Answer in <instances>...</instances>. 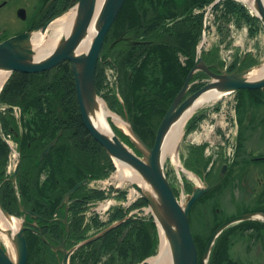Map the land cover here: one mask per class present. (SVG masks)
<instances>
[{
	"label": "trees",
	"instance_id": "obj_1",
	"mask_svg": "<svg viewBox=\"0 0 264 264\" xmlns=\"http://www.w3.org/2000/svg\"><path fill=\"white\" fill-rule=\"evenodd\" d=\"M214 1L126 0L108 34V43L97 66V92L112 110L125 115L135 131L152 146L164 115L195 64L197 48L203 39L204 22H207L208 35L216 39L215 49L207 50L204 57L216 72H220L223 65L218 48L230 47L236 51L233 35L238 28L248 27L250 36H255L263 28L261 20L246 4L238 0H221L213 4ZM41 24L37 26L41 27ZM225 55L227 61L232 58L228 61L230 72L245 66L241 55L235 52ZM110 66L114 67L116 81L109 79ZM204 77H207L204 72H197L194 76L196 79ZM201 86L198 83L193 90ZM114 88L123 95V104L116 98ZM1 97L3 102L18 104L23 109L26 134L19 138L24 158L19 191L25 192L35 210L50 218L56 204L80 180L104 178L115 169L110 155L90 136L84 125L69 62L48 71L13 74ZM197 118H193L190 127L201 119ZM12 121L6 122V130L10 125L14 126ZM60 132L54 149L41 160L45 147ZM8 152V145L0 140V184L6 173ZM199 163L207 168L209 161L204 158ZM2 191L5 196L1 199L2 205L12 213L13 188L6 183ZM104 196L101 190L86 191L85 188L72 196V226L77 241L87 238L86 233L93 227L99 228L101 223L97 218L86 227L83 223L87 203ZM124 216L122 209L114 210L110 222ZM253 225L264 223L255 221ZM61 226V223L54 222L49 226L52 230H45L53 232V238L44 235L47 244L38 234L27 235L30 252L27 264H47L54 259L50 245L54 235L59 237ZM125 228L130 230L124 235ZM158 245L159 234L154 220H129L97 241L81 247L73 264H99L104 262L105 255L108 258L105 264H139L156 254ZM215 252L213 257L219 260L221 252L219 249Z\"/></svg>",
	"mask_w": 264,
	"mask_h": 264
},
{
	"label": "rangeland",
	"instance_id": "obj_2",
	"mask_svg": "<svg viewBox=\"0 0 264 264\" xmlns=\"http://www.w3.org/2000/svg\"><path fill=\"white\" fill-rule=\"evenodd\" d=\"M78 1L79 0H66V2L64 3L65 6L61 7L60 9L58 8V10H56L57 12H59L56 16L51 18L49 21L46 20L47 22L45 21L44 23L41 24L42 25L41 27H38L37 25L39 23L37 22L33 25V22L35 21V19H37V21L39 19L38 16L40 13V8L43 4V0H15V5L11 10L0 11V27H4L3 24L9 21L12 32H17L21 30L24 22L28 21L32 25L30 30L33 32V34H35L36 32L39 31L41 32L42 28L45 25H47L49 22L52 23L56 19L55 17L57 16L60 17L65 13L71 11L72 9L74 8L76 9V5ZM18 7H22L20 9L26 10L25 19L19 17L16 11ZM250 11L252 12V10ZM247 28L248 27L246 26H242L238 28L239 32L236 30L237 31L236 36L238 37L235 40L236 51H234L230 47L225 48L226 50L218 48L219 56H220L219 60L221 63H223L222 70L220 72H216L212 70L211 66L208 64V62L204 57V53L207 52V50L215 49L212 45L215 40L214 38H209L208 41L206 38L203 37L201 42H203L204 39H206V41L204 43L200 42L197 48L196 60L199 56H202L206 61V63L209 65L210 69L215 73H233L236 71H242L246 69H249L251 73L253 68L259 67L262 64H264V26L255 36H251V37L247 35ZM110 30L106 35L105 42L102 47V52L104 46L106 45V42L108 43V39H109L108 34ZM48 32L51 34V30ZM124 41L126 40L124 39ZM202 44L204 46H202ZM234 52L235 54L242 56V60H244L245 66L240 70H235L230 72L228 68L229 66L228 61H230L232 58L227 61L224 57H227L225 54L233 55ZM64 62H69V61H64ZM69 64L71 66V62H69ZM108 70H109V79L112 81H116L115 80L116 74L114 67L110 66V69ZM198 72H203V71H198ZM15 73H27V72L16 71L11 75H9L5 80L4 86L1 89L2 91L0 92L1 113L6 110L8 111L9 109V107L7 106L9 104L2 101L1 95L4 90V87L7 85L8 81ZM72 73L74 76L73 69H72ZM96 73H97V68H96ZM27 74H31V73H27ZM194 76L191 79V83H193V85L185 95V98L190 96L193 92L196 91V90L193 91V88L196 83L199 82L200 85H204L206 83V80L210 78L207 74H206L207 77L201 79H196L194 78ZM74 80H75V76H74ZM112 81L110 82L113 83ZM114 92L119 103L123 104L124 98L121 92H119L116 88H114ZM179 92L176 94V96L179 94ZM99 96L101 100H103L106 103V105L112 112L121 116L122 119L127 121L128 118L125 115L117 113L116 111L112 110L108 105L107 101L104 99V97H102V95ZM11 106H13V108H10L11 111L9 118H11L12 120L13 119L12 117H14L11 123L14 124L15 128H17L14 130L19 132V135L16 138V136L12 134L13 132H10L9 129H7L6 134L11 135V137L10 138L6 137V138L12 143L10 145L7 144L8 147H10V151H12L10 152V158L12 163L10 164L9 169L11 171L13 170L15 171V168L17 167L16 165L18 163V159L21 157L20 155L21 152L19 151L20 149L19 138L24 136V134L26 133L24 132L25 128L23 126L22 128L20 127L22 125L21 122L23 120L21 117L23 110L22 107L18 104ZM201 113L203 114V116H201ZM196 116L201 119H199L195 125L190 127L193 118H195ZM110 123L113 131L120 137V139L128 147H130L133 151H135L139 156L143 157L144 154L134 146L133 141L129 137L128 133H125L122 130V128H120L114 122L113 118H110ZM60 135L61 132L59 133V136L56 137L58 138V140ZM90 136L94 140H96L91 134ZM142 140L146 143V141L143 138ZM146 144L149 147H152V145L148 143ZM14 150L17 151L15 152ZM200 152L201 154L199 158ZM235 153L236 156L234 155ZM263 155H264V88H252V89L245 88V89H239L235 92L224 94L217 101L211 102L209 104L204 105L203 107H200L193 114L192 118H190L187 121L179 149V159L183 167L186 170H188L190 173H192L195 178L190 177L188 172L179 169L172 160V156L169 154L165 156L164 169L169 178V182L172 188L174 189V193L177 199L183 205L187 202L188 196L192 194V189L194 186H196V184H201V186L211 187L210 193L204 194L202 198L198 200L189 211V222L192 229L193 238L197 247V251H198V246L200 247L201 245L205 246L206 244V247L208 248L213 234L215 233L216 229L221 225L222 222L225 223L231 218H234L239 215L258 212V211L262 212V210L257 209V207L260 206L264 208V189L258 187V184H262V182L264 181V169H263L264 163H257L259 161L257 158ZM204 158L207 161H209V165L213 167V172L215 174V179L213 180L206 178L205 175L206 169L203 168V166L200 165L199 163ZM252 158L256 159L257 161L255 160L253 161ZM113 162L115 169L111 171L108 174V176L104 178H92V179H90V177H86L85 179H87L88 181L75 191L76 193L81 188H85V190L88 191V190H92V188L94 187L95 189H100L103 192H107L103 198H98L96 202L91 200L89 201V203H87V210L85 215L86 219L84 220L83 223L84 227L91 224L90 221L93 220L94 218H97L98 220L101 218L100 223L101 224L104 223V224L102 225L99 224L100 225L99 228L96 229L95 227H93L90 230L91 232H89V235L95 236L97 234L102 233L107 228L117 224L112 228L114 229L120 224H123L125 221L127 222L129 220L131 221L133 220L134 222L135 221L148 222L151 221V219L154 220L157 228V232L159 234V245L157 248V252L152 256L146 257L141 263H139V264H146V263L152 264L150 259L156 257L160 253V249H161L160 247L161 235L159 231V225L155 221V217L153 216L151 207L149 206L147 201L143 199L138 192L132 195V192L135 190V188L132 186V182L129 180L120 182V180L117 179L116 174L118 171V165L117 163H115L114 160ZM224 167H226L225 170L226 173L225 176H222L221 171ZM41 176L43 179V174ZM85 179L80 180L78 183L82 182ZM65 195L66 193L64 194V196ZM142 200L144 202H142ZM260 202L261 204H259ZM120 209L123 210L125 216L111 223L110 214L112 213V211L120 210ZM10 214L13 215V213ZM13 216L19 218L24 224V220H25L24 217H18L16 215ZM253 222L255 221L254 220L242 221L235 223L228 228V229L233 228L232 229L233 232L232 231L229 233L227 232L228 235L229 234L230 235L227 238L222 239L221 244L223 243V241H225L227 245L225 246L226 249L224 251L225 256H219V260L213 257L216 252H214V254L211 255V250L213 249L215 242L217 241V239L220 238V236L221 238L223 237L222 233L218 235V237L214 241V244H212L210 248V253H209L210 255L207 264H210L213 261H214L213 264H264V225H261V227L255 226L254 229L252 230L249 227L253 225ZM259 223H263V222L259 221ZM246 224H248L249 226ZM129 230L130 229L125 228L123 234L124 235L127 234V231ZM90 237H87L86 239ZM84 240L77 243L76 246H78ZM2 245L5 246L4 244ZM219 247L220 245L217 247V249ZM15 248L16 247H14V249ZM29 254L30 252H29V244H28V258H29ZM202 256L203 254H201V257ZM216 257H218V255ZM210 258L213 260L209 261ZM69 260H70V264H72L70 257ZM61 262L62 259H58V264H61Z\"/></svg>",
	"mask_w": 264,
	"mask_h": 264
},
{
	"label": "water",
	"instance_id": "obj_3",
	"mask_svg": "<svg viewBox=\"0 0 264 264\" xmlns=\"http://www.w3.org/2000/svg\"><path fill=\"white\" fill-rule=\"evenodd\" d=\"M219 1L220 0H216V2ZM254 1L255 8L248 2L243 1L242 3L246 4L264 25V0ZM124 2L125 0H101L98 4V0H79L76 5V19L69 35L63 36L56 48L47 57L41 60L34 59L35 54L32 47V38L34 34L31 30H26L2 41L0 43V69L9 71V75L16 71L38 73L54 68L64 61L71 62L81 115L90 134L104 147L115 163L117 160L127 163L134 168L150 186L152 193L150 191H144L136 182H132V186L135 190L139 192L141 197L145 199L151 207L155 221L159 225L161 240L164 235L169 241L173 264H197L198 251L189 222V211L204 194L210 191L211 187L201 185L194 186L192 194L187 198V202L184 205L179 202L164 169L165 156L163 154V148L166 135L172 125L181 119L204 93L214 90L224 95L239 89L264 88V77L256 80L250 79L249 69L233 73H215L210 69L204 58L199 56L184 86L163 118L152 147H149L142 140L134 130L130 120L127 119L126 122L129 124L130 130V134L128 135L132 139L134 146L144 154L143 157L139 156L128 147L113 130L110 133H105L96 127L92 121V116L98 107V101L101 100L96 89L97 64L101 56L106 35L116 20ZM18 15L22 19H25L26 10L20 9ZM50 23L51 22L42 28L43 32L47 31V27ZM94 24L96 32L92 42L88 49L80 52V46L89 35L90 28ZM198 71L205 72L210 78L207 79L206 83L198 90L185 98V95L193 85L191 79ZM192 116L190 118H192ZM57 141L58 138H55L47 145L41 153L40 159H43L49 154ZM180 145L181 141L178 144V153ZM15 179L16 173L14 174V182H16ZM87 181L88 180L85 179L69 190L64 196L63 202ZM19 203L21 209L25 211L20 200ZM0 209L7 216H12V214L3 207L1 202ZM26 212L33 215V213L29 211ZM248 220L261 221L264 223V213L253 212L239 215L220 225L210 240L209 246L204 254L203 264L208 263L210 248L218 235L231 225ZM115 225L107 228L100 234L84 240L70 251L67 250L64 238L59 246H50L54 250H63L64 257L61 264H70L69 257L76 249L98 240L108 233ZM25 231L26 227L22 223L20 230L12 239L17 251V261L14 262L5 246L0 244V264H27L28 242ZM41 236L43 240L48 243L47 239L43 235Z\"/></svg>",
	"mask_w": 264,
	"mask_h": 264
},
{
	"label": "bare ground",
	"instance_id": "obj_4",
	"mask_svg": "<svg viewBox=\"0 0 264 264\" xmlns=\"http://www.w3.org/2000/svg\"><path fill=\"white\" fill-rule=\"evenodd\" d=\"M243 1L248 2L253 7L255 6L254 0H243ZM100 2L101 0H98V4ZM76 14H77L76 9L74 8L71 11L65 13L64 15L56 18L52 23H50L47 31L45 32L39 31L34 34V37L32 38V47L35 54L34 55L35 60H41L42 58L47 57L56 48L61 38L63 36L65 37L69 35L74 25ZM206 28H207V22L205 21L204 29H203V37L209 41V38L211 37L208 35ZM50 30H51V34L48 32ZM95 32H96V28L94 24L90 28L89 35L82 42L79 49L80 52L88 49L89 45L92 42ZM206 39H204L202 43H204ZM221 48H223V46H221ZM8 76H9V71L0 69V92L2 91L1 89L3 88L5 80L7 79ZM262 77H264V64H262L259 67L253 68V70L249 74L250 79L256 80ZM221 96H222L221 94L217 93L214 90H210L204 93L201 97L197 99L195 104L184 114V116L172 125L168 134L166 135L164 148H163L164 156L168 154L171 155L172 160L174 161L176 166L179 169L188 172L190 177L195 178L192 173H190L188 170H186L183 167L179 159V153L177 149L178 144L180 143L183 137L184 128L190 117L200 107H203L204 105L209 104L211 102L217 101ZM110 118H113L114 122L120 128H122L125 133L130 134L129 124L124 119H122L121 116L112 112L103 100H99L98 107L96 108L92 116V121L94 125H96V127H98L101 131L105 133H110L113 130L110 123ZM116 163L118 165V171L116 177L117 179L120 180V182H123L125 180L136 182L139 186H141L144 189V191L151 192L150 186L134 168H132L127 163L120 162L118 160L116 161ZM199 185L201 184H196V186ZM137 192H138L137 190H134L132 192V195H134ZM21 225H22V221L19 218L13 215L7 216L0 209V243L3 242L2 244L5 245V248L8 250L10 257L14 262L17 261V252L15 251L16 248L14 249L15 245L12 239L13 236L20 230ZM160 246H161L160 253L156 257L150 259L152 264H173L170 244L164 235L162 236Z\"/></svg>",
	"mask_w": 264,
	"mask_h": 264
},
{
	"label": "flooded vegetation",
	"instance_id": "obj_5",
	"mask_svg": "<svg viewBox=\"0 0 264 264\" xmlns=\"http://www.w3.org/2000/svg\"><path fill=\"white\" fill-rule=\"evenodd\" d=\"M65 2H66V0H43V4H42V6L40 8V13H39V16H38L39 19H38V21H37V19H35V21L33 22V25L35 23H37V22L39 24L44 23L46 20L49 21L51 18H53L54 16H56L59 13L56 10H58V8L60 9L61 7L65 6V4H64ZM14 5H15V0H0V11L1 10H11L14 7ZM20 8H22V7H18L16 9L17 13H18V10ZM3 26L4 27H0V43L2 41H4V40H6V39H8V38H10V37H12L14 35H16V34H20L21 32H24L26 30H30L31 27H32L31 23L28 22V21L24 22L23 27L21 28V30H19L17 32H12V30L10 28L9 21L5 22V24H3ZM237 31L239 32L238 29H237ZM237 31L234 32V35H233L234 44H235L236 38H238L236 36ZM247 35L250 36L249 29L248 28H247ZM214 47H215V45H214ZM198 83H196V84H198ZM9 105H7L9 107L8 111L6 110V111H4L2 113L0 112V129L3 130V132H2V130H0V140L4 141L8 145L12 144L9 140H7V138H10L11 137V135L6 134L7 132H6V129H5V124H6V122H8V121L11 120V118H9L10 111H11L10 108H13V106H11V105L9 106ZM12 118L14 119V117H12ZM21 124L22 125L20 127L21 128H22V126L24 127L23 120H22ZM14 129H17V128H15L14 126H9V131L10 132H13L12 134L14 136H16V138H17L18 135H19V132H17ZM14 151L16 152L17 150H14ZM19 151L21 152V154L19 153L21 155V157L18 159V163L16 165L17 167L15 168V171L14 170L11 171L9 168H10V164L12 163L11 158H10V152H12V151H10V147H9V152H8V155H7L8 160H7V163H6V170H5L6 173H5V176H4V180H2V183L0 184V201H1V199L5 198L4 193L2 191V187L6 183H9L12 186V188H13V195H12V199H11V203L12 204L10 205L11 206V211H12L13 214H15L18 217H24V219H25L24 220V226L26 227V231H25L26 237H27V235L29 233H33V234H38L39 236L45 235L48 238L49 237H52L53 238V232L52 231H49L51 229V228H49V226L51 224H53L54 222H59V223L62 224L61 229L59 230V234H58L59 237L57 238L54 235V239H53L54 241L52 242V245L59 246L61 244L62 239L64 238L65 239L66 246H67V250L70 251L71 249H73L76 246L77 243H79L80 241H82V240L77 241L76 238H75V236H74V233H73V226H72V205H73V201H72L71 198H72V196L75 193L72 194L65 202H63V199H64V196H63L61 198V200L56 204L55 210H54V212H53V214H52V216L50 218H48L47 216L43 215L39 211L35 210L31 206L32 204L29 202V200L26 199L25 192L23 193V191H22V193H21L19 191V185H20V181H21L20 178H21V172H22V165H23V162H24V158H23V154H22L23 151L21 150V144H20ZM234 155L236 156V153ZM252 159H253V161L254 160L257 161L254 158H252ZM257 159L260 161V162L258 161L257 163H264V155L261 156V157H258ZM224 168L221 171V175L222 176H225V173H226V171H225L226 168L225 169ZM205 169H206V174H205L206 175V178L207 179H210V180L215 179V174L213 172V167H211L208 164L207 168H205ZM263 169H264V167H263ZM15 173H16V179H15L16 182H14V174ZM263 182H262V184H258V187H261V188L264 189ZM14 188H15L16 191L14 190ZM92 189H95V188L93 187ZM98 190L100 191V189H98ZM20 193L22 194V196H21ZM104 193L106 194L107 192H104ZM209 193H210V191L208 193H206V194H209ZM19 200L22 203V206L25 208V211H23L21 209V205L19 203ZM97 200H98V198L97 199H93L94 202H96ZM1 203H2V201H1ZM259 204H261V202ZM257 209L262 210V212L264 213V208L258 206ZM26 211H29V212L33 213V215H31L30 213H27ZM258 212H260V211H258ZM222 224H223V222L221 223V225ZM218 225H220V224H218ZM246 225H248V224H246ZM255 226H260L261 227V225H252L249 228H251L253 230ZM47 228H49V230L47 232H45V230ZM241 228H243V227H241ZM227 229L222 232V236L223 237L221 238V236H220L221 239L219 238L215 242V244L213 246V249L211 250V255L214 254V252L216 251L217 247L220 245V247L218 248L219 249V252H221V255L220 256H225V252L224 251L226 249L225 246L227 244H226L225 241H223V243L221 244V241H222V239L227 238L230 235V234L228 235V233L231 232L233 228L228 229V230ZM44 232L46 234H44ZM89 232H91V231H88V233H86V236L87 237H90V236L92 237V235H89ZM41 238H42V236H41ZM93 242H95V241H93ZM93 242H91V243H93ZM46 244H47V242H46ZM51 249H52V247H51ZM79 249H76L70 255L71 263L72 264L74 263L75 257L77 256V253H78ZM206 250H207L206 244H205V246H203V245H201L200 247L198 246V254H199V256H198L199 257L198 264H203V257H204V254H205ZM53 252H54V254H53L54 255V259H51L47 264H58V259H63V257H64L63 250H53ZM201 254H203L202 257H201ZM105 256H107V255H105ZM107 259H108L107 257H103V261L104 262H100L99 264H105V261ZM209 261H212V259L210 258ZM210 264H212V263H210Z\"/></svg>",
	"mask_w": 264,
	"mask_h": 264
}]
</instances>
